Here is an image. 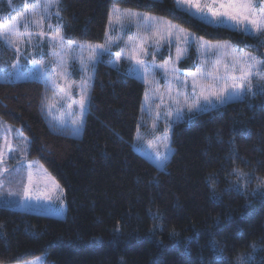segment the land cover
<instances>
[{
	"label": "trees",
	"instance_id": "obj_1",
	"mask_svg": "<svg viewBox=\"0 0 264 264\" xmlns=\"http://www.w3.org/2000/svg\"><path fill=\"white\" fill-rule=\"evenodd\" d=\"M13 21L18 37L6 31ZM56 32L75 42L71 51L50 46ZM178 34L190 45H177ZM141 43L146 75L130 59ZM89 44L110 52L92 65ZM177 46L187 49L179 61ZM233 51L264 71V33L202 22L175 0H0V118L25 134L28 158L62 186L67 205L63 218L0 207V264L41 254L45 264H264V80L253 75V92L205 112L185 107L176 119L177 94L181 104L192 95L188 73L213 69L217 57L223 73ZM166 62L179 80L157 67ZM41 71L56 83L31 75ZM165 135L162 168L150 145Z\"/></svg>",
	"mask_w": 264,
	"mask_h": 264
},
{
	"label": "snow or ice",
	"instance_id": "obj_2",
	"mask_svg": "<svg viewBox=\"0 0 264 264\" xmlns=\"http://www.w3.org/2000/svg\"><path fill=\"white\" fill-rule=\"evenodd\" d=\"M179 2V0H178ZM186 3H188L190 6L195 7L197 12H203V9L201 7V4L199 2L192 4V0H185ZM51 4H46L44 6L45 11L49 7H51ZM204 7L207 8L208 13H210L211 17L215 18L216 20H219L220 18H226L227 21L233 22L234 25L240 27L243 31H245L247 34H252L253 32L256 34H262L264 33V8H259L257 10V7L253 4L252 0H211V4H206ZM25 11H28V9H25ZM24 13H21V16L17 18L19 20L22 18ZM145 19H149L148 17H145ZM203 22V21H202ZM27 23V22H26ZM39 27V23L37 24ZM51 28V25H49ZM149 30H157L155 25L151 26ZM6 31L8 33L9 37L12 36H19L20 33L17 31V21H13L11 24L6 26ZM27 32V29H26ZM184 30L180 29V33H183ZM29 37H31V33H27ZM39 37L43 38L45 36V32L40 31L36 33ZM169 36H171V32L168 33ZM163 33H160L157 39V44H159L160 40L163 39ZM176 43L179 45L181 42H183L185 45H190V40L188 35H176ZM202 40V38H200ZM22 42V41H21ZM115 41L109 40V44L114 43ZM6 43L11 46L13 44L12 39H7ZM29 43H31V39L29 40ZM74 41H66L65 38L60 34V32H56L55 34L49 35V44L52 48H56L59 46L61 49H64L65 44L68 46V51H71L72 45L74 44ZM132 43V41H130ZM207 43V42H205ZM40 45L38 44L37 47ZM212 48H215L217 52H220L222 49L227 48L226 45H213ZM79 48L83 50L85 48V45L80 44ZM87 48L90 52L89 55V63L94 65L95 63L99 62L98 57L104 53V52H110V47L105 45H87ZM99 49L100 52H97L96 50ZM19 51V49H17ZM186 48H181L177 46L176 48V60L179 61L182 58V53L186 52ZM54 56H57L59 59V63L62 66L64 62V54L61 53H53ZM141 55L147 56L149 55L148 50L145 48L144 44L141 43L139 46V51H136V47L134 45L132 50V55L130 56V59L134 60L135 63L143 69L144 74H147V66L146 61L141 58ZM154 55V54H153ZM232 66L229 67L228 64H224L223 73L220 70V63L221 59L217 57L215 61V66L211 70H206L203 67L198 68L195 72H189L188 76L192 78V95L191 98H189L187 95H185L183 104L180 103L179 100V93L177 94V97L175 98L174 102L177 105L176 108V119L180 120L182 119L181 113L183 112V109L186 107L187 111L189 113H199V112H205L211 110L213 106V100H215L218 104H226L229 101H234L236 99H239L245 94V91L247 92H253L252 87V76L256 75L260 80H264V71H261L257 65L252 63H247L243 58L244 57H251L250 53H244L243 57L237 56L235 51L232 52ZM256 57H251V60L255 61ZM116 60H120V53H117ZM264 63V62H261ZM167 62L165 64L157 65L159 68L165 69V73L168 75H171L174 80H179V76H177V72L179 71L175 66H172L171 68H168ZM237 65H239V74H236V68ZM15 67V65H14ZM84 70L86 71L87 68L85 67ZM31 75H34L37 79L43 77L46 81L51 80L53 84H55V80H52V78L48 75L47 72H37L33 73ZM66 75V73H65ZM91 79V77H89ZM184 84L187 83V81L183 82ZM58 86V85H57ZM197 89H199V92L197 93ZM61 92L65 93L67 95L68 93L65 91L64 88L60 89ZM87 91H86V85H81V95L80 99L78 101L79 108H80V115L83 117L84 111H85V105L87 100ZM145 100H148L147 94H145ZM203 101V104L201 103ZM72 105H69V108H71ZM157 118L161 115L160 112L156 113ZM168 117L172 115L171 111H168L166 113ZM73 125L75 126L72 130L74 135H77L79 133L80 126L82 124V119L80 121L73 120ZM155 127V125H153ZM170 137L167 135L164 136L163 140L160 142L159 145L153 146L150 145V147L155 148V157L156 162L159 166L166 167V162L168 160V156L166 155V151L168 149V143H169ZM9 144V148H10ZM160 148L165 149V153H161L159 151ZM3 151L0 149V162L3 160ZM29 168L32 167V165L28 166ZM42 167V166H41ZM54 188L52 191H55V189H59V184H55L53 182ZM32 187V180H31V173H29V181H28V187L24 189V196L23 198L25 200H52L53 196L51 194V191H45L42 193H39L35 196L30 195ZM232 190V189H229ZM235 190H239L238 188ZM62 192V190H61ZM57 199H59V196H57ZM57 214L61 212V209L55 210ZM157 216L153 215V219H156ZM221 259H222V250H221Z\"/></svg>",
	"mask_w": 264,
	"mask_h": 264
},
{
	"label": "rangeland",
	"instance_id": "obj_3",
	"mask_svg": "<svg viewBox=\"0 0 264 264\" xmlns=\"http://www.w3.org/2000/svg\"><path fill=\"white\" fill-rule=\"evenodd\" d=\"M177 6L188 12L192 16L207 22L213 26H225L238 31H243L240 27L227 21L226 18L216 20L208 13L206 4H211V0H192V4L199 2L203 12H197L195 7L190 6L185 0H175ZM253 4L259 8H264V0H252ZM246 33L245 31H243ZM251 35H258L252 33ZM10 144V148H9ZM29 140L17 127L5 122L0 118V149L4 155L0 162V207L12 210L24 211L27 213L42 214L57 218H63L67 214V205L62 186L52 177L48 170L38 160L28 158ZM32 165L31 168L28 166ZM42 166V167H41ZM29 173H31L32 187L30 195L35 196L45 191H51L52 200H25L24 189L28 187ZM59 184V189L54 188V184ZM62 190V192H61ZM59 196V199H57ZM56 209H61L57 214ZM45 254L35 256L32 259L20 263L8 264H45Z\"/></svg>",
	"mask_w": 264,
	"mask_h": 264
}]
</instances>
